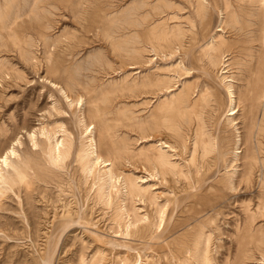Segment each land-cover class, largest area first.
Returning a JSON list of instances; mask_svg holds the SVG:
<instances>
[{"label":"rangeland","instance_id":"1","mask_svg":"<svg viewBox=\"0 0 264 264\" xmlns=\"http://www.w3.org/2000/svg\"><path fill=\"white\" fill-rule=\"evenodd\" d=\"M34 1L9 0L11 12L3 18L5 21L0 19V154L11 147L16 151L9 156V164L3 165L1 169L0 264H44L42 259L47 248V235L44 232L53 236V264H89L91 261L92 264H141L139 254L144 256V263L148 260V264H176L182 259L179 255H183L181 261L189 258V248H195L193 237L200 240L198 247H204V253L200 248L198 250L203 254L201 256L198 252L200 258L211 256L208 264H264V211L261 210L264 209V96L257 100L255 95L260 86H257L255 80L264 77V72L259 73L261 69L264 70V1L201 0V3L200 0H38V8L33 13L30 9ZM203 3L208 6L205 10ZM258 6H261L260 9ZM0 9L6 12V0H0ZM259 37H263V41ZM219 41H228V44ZM215 45H220V53L214 49ZM216 54L226 59L224 63L227 67L212 62ZM47 57L49 74L54 82L52 78L46 77ZM247 81H252V84ZM134 83L138 84L135 88ZM227 86H232L236 97L233 106L236 114L230 116L227 115L231 106ZM247 93L249 96H246ZM249 106L253 111L246 109ZM251 119H255L258 124L254 129L250 127ZM141 124L151 125L153 134L149 129L146 131L147 137H143ZM250 133L252 138L248 137ZM91 134L95 139L97 137L99 152L103 153L105 159L115 156L114 171L121 179L114 188H118L121 193L114 196L112 207L107 205L109 208L99 197L101 192L110 190L103 173L97 170L95 178L85 174V168L90 162L87 150ZM56 140H63L60 149L66 153L64 161L58 164L60 167L49 161ZM251 141L256 143L258 157V161L252 165L246 161L249 150L247 145H251ZM209 142L212 143L210 146ZM69 145L72 147L71 153L68 152ZM115 147L119 148L117 154L114 153ZM145 148H162L168 152L177 170H182L183 176L168 175L163 180L161 175L156 174L152 178L151 173L146 172L142 165L143 155L138 154ZM216 149L221 154L218 155ZM117 157H120L121 163ZM79 161L81 164H76ZM245 163L248 167H244ZM77 165H80L81 170L77 169ZM130 178L141 189L139 195L133 198L125 195L127 188L123 187L130 183L127 180ZM222 179H226L224 183ZM162 180L164 182L161 183ZM10 184L14 190L9 188ZM16 186L19 187L18 193ZM95 186L100 191L98 196ZM120 200L127 201L123 203ZM98 202L100 204L95 205ZM65 204L73 206L74 210L82 209V224L62 233L61 219L64 217L61 209ZM125 204L127 208L130 205L134 208V220L139 217L136 223L138 227L124 235L126 237L123 236L126 232L121 229L130 220L123 213ZM116 207L120 209L115 210ZM164 208L165 211L162 210ZM114 210L122 214H116ZM163 211L166 212L163 226L154 229ZM112 216L116 219L121 217L122 221ZM73 218L78 219L76 214H73ZM142 218L144 222H141ZM53 225L59 228L53 230L56 227ZM164 227L163 238L153 239ZM92 228L96 232H92ZM189 229L194 233H190ZM138 231L140 234L136 236L134 233ZM94 233L102 235L104 240H99ZM110 240L136 248L131 251L124 247H113ZM172 244L180 249L176 251ZM128 251H131V255ZM127 256L129 260L126 261ZM181 261L178 264H185ZM195 263L198 264L193 261Z\"/></svg>","mask_w":264,"mask_h":264},{"label":"bare ground","instance_id":"2","mask_svg":"<svg viewBox=\"0 0 264 264\" xmlns=\"http://www.w3.org/2000/svg\"><path fill=\"white\" fill-rule=\"evenodd\" d=\"M249 1V0H248ZM256 1V0H255ZM262 1H264V0H262ZM5 2V1H4ZM200 2H201V0H200ZM205 2H206V0H205ZM202 3V2H201ZM207 4V3H206ZM206 4H202V7H203V9L205 10L206 9V7H208V6H206ZM208 4H212L211 2H209ZM226 4H228V2L226 3ZM260 4V3H259ZM9 5H11L10 4V2H9V0H6V9L7 10H4V11H6V12H2L1 11V9H0V19L2 20V21H5L3 18H5L6 16H8L9 14H10V12H11V10H10V6ZM199 5V4H198ZM261 5H263L262 3H261ZM250 6V5H249ZM256 6V5H255ZM200 7V6H199ZM251 7V6H250ZM259 7V6H258ZM261 7V6H260ZM260 7H259V9H260ZM5 8V7H4ZM38 8V0H35L34 1V3L32 4V7H31V12H33V13H35L36 12V9ZM208 9V8H207ZM263 9V8H262ZM200 10V9H199ZM199 10H197V11H199ZM202 11V10H201ZM258 12H259V10H258ZM261 12V11H260ZM27 13V12H26ZM199 13H201L200 11H199ZM15 14V13H14ZM202 14V13H201ZM206 15V14H205ZM204 16V15H203ZM202 16V17H203ZM207 16V15H206ZM205 16V17H206ZM233 16V15H232ZM13 20H15V19H13ZM42 20V19H41ZM235 20V19H234ZM223 23V22H222ZM11 25V24H10ZM8 26H9V24H8ZM225 26V25H224ZM19 27V26H18ZM221 27V26H220ZM42 28V27H41ZM223 28V27H222ZM263 28V27H262ZM107 29V28H106ZM171 30H173V29H171ZM263 30V29H262ZM105 32V31H104ZM169 34H170V32H169ZM172 34H174L173 32H172ZM104 35H106L105 33H104ZM108 35V34H107ZM262 36V35H261ZM221 37V36H220ZM110 38V37H109ZM263 38V37H262ZM262 38L261 37H259L258 39H260V41L262 40ZM176 39V38H175ZM179 39V38H178ZM218 39V38H217ZM223 38H221V40H222ZM116 40V39H115ZM225 40V39H224ZM263 40H264V38H263ZM262 40V41H263ZM115 42V41H114ZM117 42V41H116ZM220 43L222 42V41H219ZM224 42V41H223ZM222 42V43H223ZM228 41H226V42H224V44L226 43V44H228L227 43ZM219 43V44H220ZM221 43V44H222ZM220 44V45H221ZM220 45H218V46H214V47H211V48H214L215 50H217V51H219L218 53H220ZM222 46H224V45H222ZM221 46V47H222ZM263 46V45H262ZM264 48V47H263ZM23 49V48H22ZM210 49V48H209ZM222 49V48H221ZM12 50V49H11ZM213 50V49H212ZM215 50H214V52H215ZM261 50V49H260ZM23 51V50H22ZM209 51V50H208ZM46 52V51H45ZM223 52V51H222ZM215 53H217V52H215ZM207 54V53H206ZM213 54V53H212ZM224 55V54H223ZM222 55V56H223ZM47 56V55H46ZM208 56H209V54H208ZM34 57H36V56H33V58ZM225 58V57H224ZM39 59V58H38ZM209 59V58H208ZM211 59V58H210ZM213 61L212 62H214V63H221V64H223V66H224V68L225 67H227V64H225L224 63V61L226 60H223V58L221 57V55H218V54H216L213 58ZM261 59H262V56H261ZM38 61V60H37ZM35 62V61H34ZM49 61H48V57H47V63H48ZM214 63L212 64V65H214ZM184 65V64H183ZM230 65V64H229ZM44 66V65H43ZM49 66V63L47 64V78H52V81L54 80V78L51 76V74H49V72H50V66ZM185 66V65H184ZM261 67H262V65H260ZM81 67V66H80ZM258 67V66H257ZM256 67V68H257ZM260 67V68H261ZM259 68V67H258ZM221 69V68H220ZM227 69H229V68H227ZM264 69V68H263ZM230 70V69H229ZM258 70V69H257ZM64 71V70H63ZM223 71H224V69H223ZM256 71V70H255ZM255 71H254V73H255ZM259 71V70H258ZM257 71V72H258ZM220 72V71H219ZM227 72V71H226ZM229 72V71H228ZM227 72V73H228ZM262 72H264V70L262 71V69H261V71L259 72L260 74L262 73ZM225 73V72H224ZM258 74V73H257ZM256 74V75H257ZM220 75V74H219ZM227 75V74H226ZM264 76V75H263ZM223 77V76H222ZM254 80H255V77H253V76H251ZM224 78V77H223ZM228 78V77H227ZM71 79H74V77H71ZM71 79H70V81H71ZM231 79V78H230ZM229 79V80H230ZM252 79V80H253ZM58 80V79H57ZM69 80V79H68ZM144 80V79H143ZM143 80H142V82H143ZM227 80V79H226ZM74 81H76L75 79H74ZM249 81V80H248ZM247 81V82H248ZM256 81V83H257V86L258 85H260L259 87H257V88H259V89H257V90H259L258 92H253V93H255V95H256V97H257V100L258 99H261L263 96H264V77H258V79L257 80H255ZM54 82V81H53ZM57 83H58V81H56ZM55 82V83H56ZM60 82V81H59ZM71 82H73V81H71ZM139 83V82H138ZM144 83V82H143ZM225 83V82H224ZM248 83H250V82H248ZM255 83V82H254ZM53 84V83H52ZM59 84V83H58ZM67 84H68V82H67ZM66 84V85H67ZM135 84V83H134ZM140 84V83H139ZM226 84V83H225ZM250 84H252V81H251V83ZM132 85V84H131ZM138 84L136 83L135 85H133V87L134 86H137ZM141 85V84H140ZM230 85V84H229ZM58 86V85H57ZM129 87L131 88V86L129 85ZM129 87H127V89H129ZM231 87L232 86H227V89H228V94H229V101H230V108L228 109V114L227 115H234V114H236V112H235V110H234V108H233V106L236 104V97H235V95H234V92H233V90L231 89ZM253 87V86H252ZM135 88V87H134ZM226 88V87H225ZM141 89H142V87H141ZM140 89V90H141ZM144 89V88H143ZM145 89H146V87H145ZM166 89H167V87H166ZM250 89H252L253 90V88H250ZM88 90V89H87ZM168 90V89H167ZM249 90V89H248ZM256 91V90H255ZM246 92V91H245ZM250 92V91H249ZM90 93V92H89ZM67 95V94H66ZM65 95V96H66ZM243 95V94H242ZM246 95V94H245ZM185 96V95H184ZM246 96H249L248 95V93H247V95ZM246 96H244L245 98H247ZM67 97V96H66ZM89 97H91V96H89ZM68 98V97H67ZM250 99V98H249ZM77 100V99H76ZM78 101V100H77ZM80 102V101H79ZM90 107V106H89ZM94 107H96V106H94ZM97 108V107H96ZM248 108H250L252 111H253V109L251 108V106H249V107H247L246 109L248 110ZM94 109V108H93ZM89 111L87 110V113H88ZM87 113H86V115H87ZM247 113H248V111H247ZM246 113V114H247ZM245 114V115H246ZM249 114H251L252 115V112H249ZM96 115V114H95ZM86 117V116H85ZM128 117V116H127ZM228 117V116H227ZM95 118V117H94ZM247 118H248V116H247ZM250 118V117H249ZM248 118V119H249ZM85 119V118H84ZM89 119V118H88ZM247 119V120H248ZM82 120V119H81ZM91 120V119H90ZM255 120V119H254ZM253 119H251V125H250V127L251 128H253L254 129V127L255 126H257L256 125V120L254 121ZM96 121H97V119H96ZM110 121V120H109ZM143 122V121H142ZM235 122V121H234ZM261 122V121H260ZM81 123H83V122H81ZM95 123V122H94ZM148 123V122H147ZM249 123V122H248ZM136 125H138L137 123H135ZM233 124H235V123H233ZM247 124V123H246ZM86 125V124H85ZM248 124H247V126H249ZM134 126V125H133ZM61 127V126H60ZM86 127H88V126H86ZM140 127H142L143 128V137H147V134H146V131L147 130H149L150 129V132H151V129L153 128V127H151V125H145V124H141V126ZM1 128V127H0ZM84 128V127H83ZM90 128V127H89ZM256 128V127H255ZM88 129V128H87ZM109 129V128H108ZM249 129V128H248ZM247 129V130H248ZM83 130H85V129H83ZM88 130H90V129H88ZM139 130V129H138ZM246 130V131H247ZM33 131V130H32ZM41 131V130H40ZM44 131H45V129H44ZM48 131V130H47ZM46 131V132H47ZM63 131V130H62ZM68 131V130H67ZM87 131V130H86ZM158 131V130H157ZM53 132V131H52ZM56 132H57V130H56ZM70 132V131H69ZM84 133H85V131H83ZM90 132L92 133V131L90 130ZM105 132V131H104ZM148 132V131H147ZM160 132V131H159ZM253 132V131H252ZM31 133V132H30ZM29 133V134H30ZM42 133V132H41ZM68 133V132H67ZM89 133V132H88ZM107 133V132H106ZM105 133V134H106ZM111 133V132H110ZM110 133H109V136H110ZM152 133V132H151ZM201 133V132H200ZM32 134V133H31ZM30 134V135H31ZM35 134V133H34ZM46 134V133H45ZM51 134V133H50ZM55 134V133H54ZM86 134V133H85ZM141 134V133H140ZM149 134V133H148ZM153 134V133H152ZM52 135V134H51ZM68 135V134H67ZM201 135H203V134H201ZM33 136V135H32ZM42 136V135H41ZM47 136H49L48 135V133H47ZM88 136V135H87ZM107 136H108V134H107ZM107 136H106V138H107ZM141 136H142V134H141ZM141 136H139V137H141ZM196 136H197V134H196ZM251 136V138H252V135H251V133L248 135V137H250ZM53 137V136H52ZM56 137V136H55ZM125 137V136H124ZM256 137V136H255ZM46 138H48V137H46ZM88 138V137H87ZM115 138V137H114ZM118 138V137H117ZM16 139V138H15ZM110 139V138H109ZM123 139V138H122ZM152 139V138H151ZM154 139V138H153ZM245 139V138H244ZM54 140H55V138H54ZM143 140H146V139H144L143 138ZM164 140V139H163ZM216 140H218V139H216ZM251 140V139H250ZM257 140V139H256ZM130 141V140H129ZM148 141V140H147ZM158 141H159V139H158ZM157 141V142H158ZM165 141H167L166 139H165ZM89 142H90V147H89V150H87V154H88V157H89V159H90V162H88L89 164L86 166V168H85V174L86 175H88L89 176V178L92 176V177H94L96 174H97V172L98 173H103V175L105 176V183L108 185V187H109V191L108 192H101L100 194H99V192L100 191H98V188L95 186V188H97V196H98V194H99V197H100V200H102L101 202L102 203H104V205H109L110 207H112L111 205L114 203V200H115V197L114 196H118L121 192L119 191V189L118 188H116V190L114 189L116 186H117V184L116 183H120V176H118L119 174L118 173H115V171H114V167L113 166H116V163H115V165H114V161H113V158L115 157L114 155H113V158L112 159H105L103 156H102V154H100V152H99V149H98V145H97V137H96V139H95V137H94V135L93 134H91V136L89 137ZM118 142V141H117ZM138 143V142H137ZM163 143V142H162ZM161 143V144H162ZM174 143V142H173ZM251 143V145H247L246 143H244L245 145H247V148H249V150L247 149V148H245V149H247L248 151V153H247V156H246V159L248 158V160H246L245 158V160L248 162V164H250V165H252V164H255L257 161H258V157H257V150H256V143L254 144L253 143V141H251V142H249V144ZM48 144V143H47ZM50 144V143H49ZM54 146H53V148L51 149V154H50V159H49V161H51V163H53L54 165H58L59 163H61V162H63L64 161V159H65V157H66V153L64 154L63 152H61V149H60V147L63 145V140H56V141H54ZM75 144V143H74ZM164 144V143H163ZM168 144V143H167ZM174 144H176V142L174 143ZM210 144H212L211 142H209V146H210ZM216 144V143H215ZM14 145H15V143H14ZM71 145V144H70ZM70 145H69V147H70ZM219 145V144H218ZM11 146V145H10ZM46 146V145H45ZM49 146V145H48ZM50 146H51V144H50ZM76 146V145H75ZM78 146V145H77ZM149 146V145H148ZM162 146H164V145H162ZM175 146H177V145H175ZM186 146V145H185ZM258 146V145H257ZM165 147H168V146H165ZM171 147V146H170ZM169 147V148H170ZM178 147V146H177ZM207 147V146H206ZM47 148V147H46ZM88 148V147H87ZM172 148V147H171ZM211 148V147H210ZM209 148V149H210ZM115 150V154H117V152L119 151V148L117 149V147H115L114 148ZM130 149V148H129ZM128 149V150H129ZM174 149V148H173ZM172 149V150H173ZM197 149V148H196ZM207 149V148H206ZM208 149V150H209ZM48 150V149H47ZM68 150V149H67ZM75 150H76V147H75ZM126 150V149H125ZM170 150V149H169ZM175 150V149H174ZM133 151V150H132ZM132 151H130V153L132 152ZM137 151V150H136ZM204 151H205V149H204ZM216 151H217V153H218V150L216 149ZM16 151H14V148L13 147H11V148H9L8 150H6L5 152H3V153H1L0 154V181H1V176H2V172H1V169H3L2 167H3V165H8L9 164V162H8V158H9V156L11 155L12 156V154H14ZM68 152L69 153H71L72 152V147H70L69 148V150H68ZM208 152V151H207ZM206 152V153H207ZM43 153H45V152H43ZM108 153V152H107ZM124 153V152H123ZM180 153V152H179ZM202 153V152H201ZM17 154V153H16ZM48 154V153H47ZM76 154V153H75ZM105 154V153H104ZM125 154V153H124ZM124 154L122 155L123 157H124ZM134 154H135V152H134ZM138 154H141V155H143V159H142V165H144V168H145V170H146V172H150L151 173V177L153 178V176L154 177H156L155 175L157 174H159L158 176H162L163 177V180H166L165 178L169 175V176H174L175 177V175H179V176H183V172H182V170H177V165L175 164V163H173L172 162V160H171V155L170 154H168V152H166V151H164L162 148L161 149H159V150H157V149H154V148H145V149H142L141 150V153H138ZM219 154H221V153H218V155ZM69 155V154H68ZM176 155V154H175ZM179 155V154H178ZM105 156H106V154H105ZM127 155H125V157H126ZM107 157V156H106ZM111 157V156H110ZM124 157V158H125ZM128 157H129V155H128ZM135 157V156H134ZM134 157H133V159H134ZM138 157V155H136V158ZM174 157V156H173ZM176 157V156H175ZM245 157V156H244ZM43 158V157H42ZM41 158V159H42ZM47 158H48V156H47ZM77 158V157H76ZM118 158V157H117ZM120 158V157H119ZM118 158V159H119ZM123 158V159H124ZM127 158V157H126ZM139 158H140V156H139ZM216 158V157H215ZM38 159V158H37ZM44 159V158H43ZM46 159V158H45ZM116 159V158H115ZM173 159V158H172ZM177 159V158H176ZM192 159V158H191ZM199 159V158H198ZM22 160V159H21ZM39 160V159H38ZM46 160H48V159H46ZM83 160H85V159H83ZM120 160L121 159H119V162H120ZM129 160H131V159H129ZM189 160V159H188ZM205 160V159H204ZM217 160V159H216ZM71 161H72V159H71ZM128 161V160H127ZM195 161V160H194ZM197 161V160H196ZM195 161V162H196ZM245 161V162H246ZM37 162V161H36ZM47 162V161H46ZM84 162V161H83ZM131 162H132V160H131ZM137 162V161H136ZM135 162V163H136ZM188 162V161H187ZM192 162V161H191ZM197 162H199V161H197ZM23 163V162H22ZM25 163V162H24ZM80 163V161L77 163L76 162V164H79ZM121 163V162H120ZM130 163V162H129ZM133 164H134V162H132ZM138 163V162H137ZM206 163V162H205ZM31 164H33V163H31ZM64 164H65V162H64ZM81 164V163H80ZM123 164V163H122ZM178 164V163H177ZM192 164V163H191ZM196 164V163H195ZM199 164V163H198ZM208 164V163H207ZM246 165L244 166V167H248V165H247V163H245ZM15 165V164H14ZM42 165V164H41ZM45 165V164H44ZM48 165V164H47ZM52 165V164H51ZM54 165H52V166H54ZM73 165V164H72ZM135 165V164H134ZM138 165V164H137ZM188 165H189V163H188ZM43 166V165H42ZM59 166V165H58ZM78 167H77V169L79 168V166L80 165H77ZM121 166V165H120ZM190 166H192V165H190ZM190 166L188 167V168H190ZM194 166H196V165H194ZM202 166V165H201ZM205 166V165H204ZM7 167H9V166H7ZM21 167H23V166H21ZM26 167L28 168V166L26 165ZM30 167H31V165H30ZM33 167V166H32ZM31 167V168H32ZM37 167V166H36ZM60 167V166H59ZM198 167V166H197ZM207 167V166H206ZM26 168V169H27ZM30 168V169H31ZM39 168V167H38ZM51 168V167H50ZM65 168V167H64ZM67 168V167H66ZM69 168V167H68ZM82 168V167H81ZM102 168H103V170H102ZM123 168V167H122ZM139 168V167H138ZM187 168V167H186ZM194 168V167H193ZM29 169V168H28ZM28 169H27V171H28ZM40 169H44V170H46L44 167H40ZM179 169H181V167H179ZM184 169V168H183ZM191 169V168H190ZM200 169V168H199ZM253 169H254V167H253ZM36 170V169H35ZM38 170V169H37ZM43 170V172H46V171H44ZM49 170V169H48ZM51 170V169H50ZM62 170V169H61ZM64 170V169H63ZM68 170V169H67ZM74 170V169H73ZM79 170H81L80 168H79ZM98 170V171H97ZM117 170H118V168H117ZM194 170V169H193ZM196 170V173L198 174V169L196 168L195 169ZM33 171V170H32ZM83 171V170H82ZM97 171V172H96ZM119 171V170H118ZM118 171H116V172H118ZM121 171V170H120ZM203 171V170H202ZM250 171V170H249ZM39 172V171H38ZM79 172V171H78ZM96 172V173H95ZM124 172V171H123ZM122 172V173H123ZM205 172V171H204ZM245 172V171H244ZM243 172V173H244ZM251 172V171H250ZM46 173H50V172H46ZM82 173V172H81ZM84 173V172H83ZM120 174H121V172H119ZM188 173V172H187ZM190 173V172H189ZM245 173H247V172H245ZM252 173V172H251ZM27 174H29V171H28V173ZM38 174H40V175H37V176H40L41 177V179H42V174H41V172H39ZM44 174V173H43ZM51 175H52V173H50ZM59 174L60 173H58V176H59ZM61 174H63V173H61ZM116 174H118V175H116ZM185 174V173H184ZM33 175H34V173H33ZM36 175V174H35ZM46 175V174H45ZM45 175H43V176H45ZM71 175V174H70ZM81 175V174H80ZM98 175V174H97ZM96 175V176H97ZM122 175V174H121ZM131 175V174H130ZM129 175V176H130ZM191 175V174H190ZM193 175H194V171H193ZM192 175V176H193ZM196 175V174H195ZM246 175V174H245ZM55 176V175H54ZM57 176V177H58ZM76 176V175H75ZM128 176V175H127ZM185 176H186V174H185ZM197 176V175H196ZM244 176V175H243ZM12 177H13V175H12ZM36 177V176H35ZM40 177H37V178H40ZM50 177V176H49ZM53 177V176H52ZM60 177V176H59ZM74 177V176H73ZM85 177V176H84ZM122 177H124V176H122ZM131 177V176H130ZM148 177H149V175H148ZM147 177V178H148ZM248 177V176H247ZM246 177V178H247ZM45 178H46V176H45ZM51 178V177H50ZM50 178H48V179H50ZM54 178V177H53ZM52 178V179H53ZM87 178V177H86ZM95 178V177H94ZM125 178V177H124ZM128 178V177H127ZM132 178H133V180L135 179V177H133L132 176ZM193 178H195V177H193ZM192 178V179H193ZM226 178V177H225ZM4 179V178H3ZM18 179V178H17ZM31 179V178H30ZM74 179V178H73ZM97 179V178H96ZM131 179V178H130ZM130 179H127V180H129V182L130 183H127V181H126V186H123L124 187V189L125 188H127L126 190H125V192L124 193H126L125 195H129V196H131V198H133L135 195H139V193L138 192H141V189L138 187V186H136V184L132 181V179L130 180ZM139 178H137V180H138ZM159 179V178H158ZM175 179V178H174ZM176 179H177V177H176ZM179 179V178H178ZM229 179V178H228ZM51 180V179H50ZM61 180V179H60ZM65 180H68L67 178L65 179ZM90 180H92L93 181V179H90ZM124 179L122 178V181H123ZM142 180V179H141ZM140 180V181H141ZM160 180V179H159ZM161 181V183L162 182H164V181ZM169 180V179H168ZM170 180H173V179H170ZM208 180V179H207ZM226 180V179H225ZM225 180H223L222 179V183H224V181ZM43 181L44 182H46V180H44V177H43ZM49 180H47V182H48ZM58 181H59V178H58ZM62 181V180H61ZM103 181V180H102ZM184 181V180H183ZM182 181V182H183ZM195 181H196V179H195ZM243 181H244V179H243ZM3 182V181H2ZM17 182H19V181H17ZM16 182V184H18ZM49 182H51V181H49ZM60 182V181H59ZM67 182V181H66ZM71 182V181H70ZM77 182V181H76ZM95 182V181H94ZM144 182V181H143ZM169 181H167V183H168ZM198 182H199V180H198ZM10 183V182H9ZM12 183V182H11ZM21 183V182H20ZM56 183V182H55ZM86 184L88 183V182H85ZM89 183H90V181H89ZM96 183V182H95ZM98 183V182H97ZM178 183V182H177ZM195 183V182H194ZM193 183V184H194ZM202 183V182H201ZM226 183V182H225ZM240 183V182H239ZM13 184H14V182H13ZM23 184V183H22ZM21 184V185H22ZM59 184V183H58ZM67 184V183H66ZM70 184V183H69ZM80 184V183H79ZM92 184H93V182H92ZM99 184V183H98ZM140 184V183H139ZM193 184H192V186H193ZM1 185V184H0ZM4 185H6V184H4ZM61 185V184H60ZM63 185V184H62ZM155 185V184H154ZM181 185V184H180ZM200 185V184H199ZM198 185V186H199ZM227 185H228V183H227ZM8 186V185H7ZM23 186V185H22ZM69 186V185H68ZM68 186H67V188H68ZM91 186H93V185H91ZM121 186V185H120ZM149 186V185H148ZM151 186H153V184L151 185ZM175 186V185H174ZM182 186V185H181ZM190 186V185H189ZM191 186V187H192ZM15 187V186H14ZM16 187H18V186H16ZM19 187H21L20 185H19ZM19 187L18 188H16V191H17V189L19 190ZM90 187V186H89ZM140 187H142V185L140 186ZM195 187H196V185H195ZM9 188H12V185L10 184V186H9ZM23 188H25V187H23ZM59 188V187H58ZM66 188V187H65ZM69 188H71V187H69ZM175 188V187H174ZM189 188V187H188ZM2 189V188H1ZM13 189V188H12ZM12 189H9V190H12ZM21 189H22V187H21ZM72 189V188H71ZM71 189H69V190H71ZM90 189V188H89ZM92 189V188H91ZM154 189V188H153ZM183 189V187L181 188V190ZM14 190V189H13ZM12 190V191H13ZM107 190V189H106ZM113 190L115 191L114 193H113ZM136 190H138V191H136ZM144 190V189H143ZM178 190L179 189H177V193H178ZM187 190V189H186ZM0 191H2V190H0ZM92 191V190H91ZM96 191V190H95ZM122 191V190H121ZM182 191H184V190H182ZM20 192V191H19ZM62 192H63V190H62ZM62 192H61V194H62ZM70 192H72L73 194H74V192L73 191H70ZM153 192V191H152ZM173 192V191H172ZM175 192V191H174ZM3 193H5V192H3ZM16 193V192H15ZM17 193H18V191H17ZM90 193V192H89ZM123 193V192H122ZM180 193H182V192H180ZM179 193V194H180ZM1 194V193H0ZM19 195V194H18ZM64 195V194H63ZM94 196H96L95 195V193L93 194ZM92 195V196H93ZM151 195H153V193H151ZM155 195H156V193H155ZM154 195V196H155ZM261 195H262V193H261ZM264 195V194H263ZM91 196V195H90ZM122 196V195H121ZM143 196V195H142ZM148 196L150 197V194L148 193ZM148 196H146V197H148ZM153 196V197H154ZM158 196V195H157ZM175 196H176V194H175ZM187 196V195H186ZM137 197V196H136ZM144 197H145V195H144ZM156 197V196H155ZM192 197V196H191ZM74 198V197H73ZM89 198V197H88ZM141 198V197H140ZM139 198V199H140ZM175 198V197H174ZM176 198H177V196H176ZM187 198V197H186ZM93 199H95V198H93ZM122 199V198H121ZM143 199V198H142ZM146 199V198H145ZM145 199H143V200H145ZM99 200V201H100ZM133 200V199H132ZM148 200V203H150L149 202V198L147 199ZM152 200V199H151ZM169 200V199H168ZM264 200V199H263ZM59 201V200H58ZM74 201V200H73ZM95 201V200H94ZM93 201V202H94ZM98 201V200H97ZM96 201V202H97ZM125 201H127V200H125ZM124 201V202H125ZM140 201V200H139ZM142 201V200H141ZM64 202V201H63ZM67 202V201H66ZM70 202V201H69ZM80 202V201H79ZM120 202H123L122 200H120ZM123 202V203H124ZM131 202V201H130ZM146 201H144V203H145ZM183 202V201H182ZM60 203V202H59ZM68 203V202H67ZM71 203H72V201H71ZM136 203V202H135ZM69 204V203H68ZM96 204H100L99 202L98 203H95V205ZM116 204H119V203H116ZM128 204V203H127ZM129 204H131V203H129ZM167 204V203H166ZM166 204H164V205H166ZM61 205V204H60ZM63 205V204H62ZM70 205H72V204H70ZM94 205V206H95ZM121 205H123V204H121ZM120 205V206H121ZM146 205H147V202H146ZM153 205V204H152ZM175 205V204H174ZM263 205H264V202H263ZM103 206V205H102ZM109 206H107L108 208H109ZM153 206H155V205H153ZM176 206H177V203H176ZM175 206V207H176ZM73 207V206H72ZM72 207H68L66 204L63 206V208L61 209V212H62V214H63V217H64V219H61L62 220V229H61V231H62V233H64V232H66V231H69L70 229H72V228H75V225H80V224H82V214H83V212H82V209L80 208V209H77V210H74ZM76 207V206H75ZM123 207V206H122ZM130 208H127L126 207V204H125V207H123V213H126V214H124V215H126V216H128L129 218H130V220H128V224L126 225V223H125V228H121L122 229V231H124V233L125 234H123V236L124 235H127L128 233H129V231L131 230L132 231V229H133V231H134V229H135V227L137 226L136 225V223H137V219L139 218H135L136 220H134L133 219V215H135L136 213H135V211H134V208L130 205L129 206ZM136 207V206H135ZM149 207V206H148ZM152 207V206H151ZM155 207H157V206H155ZM154 207V208H155ZM161 207V206H160ZM164 207V206H163ZM175 207H174V209H175ZM58 208H60V207H58ZM78 208V207H77ZM97 208V207H96ZM107 208V209H108ZM119 207H116L115 208V210L116 209H118ZM158 208V207H157ZM156 208V209H157ZM162 208V207H161ZM166 208H167V205H166ZM171 208V207H170ZM179 208V207H178ZM91 209V208H90ZM94 209V208H93ZM92 209V210H93ZM113 208H111V210H112ZM120 209V208H119ZM138 209V208H137ZM144 209V208H143ZM57 210V209H56ZM106 210V209H105ZM114 210V211H115ZM140 210V209H139ZM152 210H154V209H152ZM158 210V209H157ZM156 210V211H157ZM162 210H164L165 211V208L164 209H162ZM176 210V209H175ZM261 210H263L264 211V209H262L261 208ZM58 211V210H57ZM56 211V212H57ZM113 211V212H114ZM150 211V210H149ZM162 212L163 214L162 215H160V217H158V215H156L157 217H158V219H159V224L155 227L154 226V229L155 228H159V227H161V225H162V223L165 221V218L166 217H164V213H166V212ZM170 211V210H169ZM60 212V213H61ZM93 212V211H92ZM116 212V211H115ZM114 212V213H115ZM117 212H119V210H117ZM117 212H116V214H117ZM121 212V211H120ZM119 212V213H120ZM154 212V211H153ZM152 212V213H153ZM91 213V212H90ZM89 213V214H90ZM102 213H104V212H102ZM108 213V212H107ZM148 213V212H147ZM157 213H159V212H157ZM167 213H169V212H167ZM56 214V213H55ZM73 214H76L77 215V218L78 219H74L73 218ZM93 214V213H92ZM121 214H122V212H121ZM137 214H139V213H137ZM156 214V213H155ZM160 214H161V210H160ZM91 215V214H90ZM115 215V214H114ZM113 215V216H114ZM120 215V214H119ZM143 215H145V214H141V216H143ZM168 215V214H167ZM174 215H176V214H174ZM252 215V214H251ZM264 215V214H263ZM58 216V215H57ZM112 216V217H113ZM117 216V215H116ZM121 216V215H120ZM60 217H62V216H60ZM87 217H88V214H87ZM101 217V216H100ZM122 218H123V215L121 216ZM121 217H119V218H114V219H116V220H118V219H122ZM128 217H125V218H128ZM135 217H137V216H135ZM145 217H146V215H145ZM155 217V216H154ZM177 217V216H176ZM176 217H174V219L176 218ZM58 218V217H57ZM124 218V219H125ZM128 218V219H129ZM149 218V217H148ZM150 218H152V217H150ZM55 219H56V217H55ZM54 219V220H55ZM92 219V218H91ZM123 219V221H125ZM155 219V218H154ZM154 219H152L153 221H154ZM157 219V218H156ZM157 219V220H158ZM57 220V219H56ZM115 220V221H116ZM139 220V219H138ZM142 221L141 222H144V220H143V218L141 219ZM173 220V219H172ZM171 220V221H172ZM198 220V219H197ZM89 221H91V220H89ZM88 221V222H89ZM94 221V220H93ZM122 221V220H121ZM146 221V220H145ZM152 221V222H153ZM174 221V220H173ZM172 221V222H173ZM118 222V221H117ZM150 222H151V219H150ZM157 222V221H156ZM94 223H96L95 221H94ZM98 223V222H97ZM114 223V222H113ZM139 223V222H138ZM169 223V222H168ZM119 224V223H118ZM175 224V223H174ZM58 225V224H57ZM122 225V224H121ZM146 226H147V224H145ZM151 225H152V223H151ZM155 225V224H154ZM166 225V224H165ZM56 226V225H55ZM54 225H53V227H55ZM92 226V225H91ZM116 226V225H115ZM119 226H120V224H119ZM139 226H140V224H139ZM146 226H143L142 228H146ZM148 226H149V224H148ZM153 226V225H152ZM163 226V225H162ZM170 226V225H169ZM57 227V226H56ZM55 227V229L53 228V230H57L59 227H57L56 228ZM138 227V226H137ZM178 227L180 228V226L178 225ZM186 227V226H185ZM196 227V226H195ZM249 227V226H248ZM76 228H78V227H76ZM83 229L85 228V227H82ZM89 228V227H88ZM95 228V227H94ZM141 228V229H142ZM153 228V227H152ZM167 228V227H166ZM198 228V227H197ZM260 229H261V227H259ZM49 229V228H48ZM79 229V228H78ZM82 229V230H83ZM90 229V228H89ZM110 229V228H109ZM108 229V230H109ZM116 229V228H115ZM118 229V228H117ZM168 229V228H167ZM194 229V228H193ZM192 229V230H193ZM263 229H264V227H263ZM50 230V229H49ZM88 230V229H87ZM92 230V232H96L95 230L93 231V228L91 229ZM90 230V231H91ZM107 230V229H106ZM119 230H120V227H119ZM118 230V231H119ZM138 230H140V228L138 229ZM153 230V229H152ZM159 230V229H158ZM164 230H165V227L163 228V230L161 231V229H160V231H161V233H159V234H156V232L154 233V234H156L154 237H153V239H155V238H163L162 237V233L164 232ZM198 230H200L199 228H198ZM197 230V231H198ZM98 231V230H97ZM137 231V230H136ZM150 231H151V229H150ZM149 231V232H150ZM167 231V230H166ZM260 231V230H259ZM54 232V231H53ZM89 232V231H88ZM102 232H103V229H102ZM102 232H99V233H102ZM108 232V231H107ZM110 232V231H109ZM112 232H114V231H112ZM115 232H117V231H115ZM143 232V231H142ZM146 232V231H145ZM173 232V231H172ZM189 232L190 233H192L191 231H190V229H189ZM200 232V231H199ZM245 232V231H244ZM261 232V231H260ZM46 235H47V239L45 240L46 241V250H45V256L43 257V262H44V264H53V256H54V252H55V249L53 250L52 248H54V243H53V247H52V242H54V241H52V238H53V236L52 235H49V232H44ZM90 233V232H89ZM105 233V232H104ZM147 233V232H146ZM146 233H144V234H146ZM194 233V232H193ZM192 233V234H193ZM196 234H198L197 232H195ZM44 234V235H45ZM53 234V233H52ZM91 234H93V233H91ZM95 235H96V237L99 239V240H104L103 239V236L102 235H100V234H98V233H94ZM109 234H111V233H109ZM112 234H114V233H112ZM115 234H117V233H115ZM114 234V235H115ZM134 234H136V236H139V234H140V231H138V233H134ZM134 234H132V235H134ZM152 233L150 232V234L149 235H151ZM188 234V233H187ZM245 234V233H244ZM57 235V234H56ZM59 235V234H58ZM106 235V234H105ZM104 235V236H105ZM148 235V236H149ZM122 236V235H121ZM135 236V235H134ZM145 236V235H144ZM187 237H188V235H186ZM186 236H185V238H186ZM190 236V235H189ZM195 236V235H194ZM243 236V235H242ZM45 237V236H44ZM56 237V236H55ZM58 237V236H57ZM75 237H76V235H75ZM117 237H119V238H121L120 236H117ZM124 237H126V236H124ZM167 237H168V235H167ZM191 237V236H190ZM193 237V236H192ZM199 237V236H198ZM46 238V237H45ZM90 238V237H89ZM94 238V237H93ZM149 239L151 238V237H148ZM171 238V237H170ZM177 238H179L180 239V237H177ZM185 238H184V240H185ZM194 238V239H193ZM192 238V240H194L195 241V243H194V241H193V243H194V245H195V248L194 249H190L189 248V251L186 249V251H188L189 253H191L190 254V256H189V258H184V262H185V264L187 263V262H191L192 264H193V261L194 262H197L198 264H200V263H202V262H205V263H209L210 262V257L208 256V255H206L204 258H200V255H201V252L200 251H204V247L201 249V247H198V245L201 243L200 242V240L198 239V238H196V237H193ZM56 239V238H55ZM113 239V238H112ZM132 239V238H131ZM148 239V240H149ZM165 239V238H164ZM258 239V238H257ZM77 240V239H76ZM79 240V239H78ZM82 240V239H81ZM84 240H86V239H84ZM108 240V239H107ZM115 240V239H114ZM118 240V239H117ZM175 240V239H174ZM184 240H183V242H184ZM260 240V239H259ZM140 241V240H139ZM150 241V240H149ZM156 241H158V240H156ZM155 241V242H156ZM164 241H166V240H164ZM171 241V240H170ZM178 241V240H177ZM187 242L188 241H190V240H186ZM202 241V240H201ZM81 242V241H80ZM88 242V241H87ZM97 242V241H96ZM95 242V243H96ZM108 242V241H107ZM122 242V241H121ZM125 242V241H124ZM200 242V243H199ZM74 244L76 243V242H73ZM78 243V242H77ZM92 243H94V242H92ZM109 243L111 244V245H113V247H117V248H119L120 247V249H121V247H124L125 249L127 248V250H134V248H136V247H132V246H130V245H127V244H124V243H119V242H117V241H112V240H110L109 241ZM128 243V242H127ZM134 243V242H133ZM154 243V242H153ZM163 243V242H162ZM173 243H174V241H173ZM177 243H179V242H177ZM176 243V244H177ZM185 243V242H184ZM190 243H192V242H190ZM189 243V244H190ZM199 243V244H198ZM83 244H85V243H83ZM86 244H88L89 245V243H86ZM130 244V243H129ZM146 244H147V242H146ZM156 244H157V242H156ZM159 244V243H158ZM157 244V245H158ZM176 244H175V246H176ZM180 244H182V243H180ZM186 244V247H187V243H185ZM38 245V244H37ZM72 245V244H71ZM150 245V244H149ZM170 245V244H169ZM192 245V244H191ZM67 246V245H66ZM75 246V245H74ZM78 246H80V245H78ZM87 246V245H86ZM86 246H84V247H86ZM90 246V245H89ZM98 246V245H97ZM101 246V245H100ZM140 246V245H139ZM142 247L144 246V245H141ZM183 247H184V244L182 245ZM200 246V245H199ZM37 247V246H36ZM65 247V246H64ZM69 247V246H68ZM71 247H73V246H71ZM105 247V246H104ZM108 247V246H107ZM147 247H149L148 245H147ZM162 247V246H161ZM174 246H173V244H172V248H173ZM178 247V246H177ZM189 247V246H188ZM191 247V246H190ZM192 247H193V245H192ZM89 248V247H88ZM106 248V247H105ZM172 248H171V250H172ZM174 248H176V247H174ZM173 248V249H174ZM185 248V247H184ZM201 250H200V249ZM67 249V248H66ZM71 249V248H70ZM70 249H68L67 251H69ZM78 249V248H77ZM79 249H81V247L79 248ZM83 249V248H82ZM98 249H99V247H98ZM97 249V250H98ZM138 249V248H137ZM164 249H165V247H164ZM177 249V248H176ZM175 249V250H176ZM178 249H180V248H178ZM178 249L176 250V251H178ZM183 249V248H182ZM42 250V249H41ZM44 250H43V252H44ZM87 250V249H86ZM96 250V251H97ZM100 250V249H99ZM99 250H98V252H99ZM142 251L144 250V249H141ZM166 250V249H165ZM198 250H200V251H198ZM206 250V249H205ZM66 251V250H65ZM85 251V250H84ZM104 251V250H103ZM119 251V250H118ZM125 251V250H124ZM130 251V252H131ZM145 251V250H144ZM168 251V250H167ZM78 252H80V250L78 251L77 250V253ZM101 252V251H100ZM105 252V251H104ZM114 252V251H113ZM116 252V251H115ZM129 252V251H128ZM128 253V254H130L131 255V253ZM141 252V251H140ZM172 252V254L174 255V251L172 250L171 251ZM174 252V253H173ZM181 252V251H180ZM198 252H200V255H199V253ZM207 252V251H206ZM246 252V251H245ZM77 253H75V254H77ZM81 253V252H80ZM96 253V252H95ZM107 253V252H106ZM121 253V252H120ZM178 253V252H177ZM186 253V252H185ZM184 253V254H185ZM204 253V252H203ZM208 253H209V251H208ZM86 254V253H85ZM104 254V253H103ZM118 254V253H117ZM126 254V253H125ZM124 254V255H125ZM153 254V253H152ZM164 254H166V252L164 253ZM163 254V255H164ZM206 254V253H205ZM237 254V253H236ZM247 254V253H246ZM40 255V254H39ZM81 255H82V253H81ZM84 255V254H83ZM94 255V254H93ZM97 255V254H96ZM99 255H101V254H99ZM110 255V254H109ZM134 255H135V253H134ZM137 255V254H136ZM149 255V254H148ZM175 255H176V253H175ZM174 255V256H175ZM186 255V254H185ZM203 255V254H202ZM201 255V256H202ZM118 256H119V254H118ZM117 256V257H118ZM121 256V255H120ZM129 256V255H128ZM128 256H127V259H126V261L127 260H129L128 259ZM133 256V255H132ZM153 256V255H152ZM158 256V255H157ZM164 256H167V255H164ZM173 256V257H174ZM183 256V255H182ZM180 257V255H179V258L181 259H183V257ZM78 257H80V256H78ZM86 257V256H85ZM101 257H103V256H101ZM114 257V256H113ZM122 257V256H121ZM139 257H140V260H141V264H148L147 263V261H145V263H144V261H143V257L144 256H142V255H140L139 254ZM240 257H241V254H240ZM94 258V257H93ZM96 258V257H95ZM97 258H98V256H97ZM104 258V257H103ZM106 258H108V257H106ZM116 258V257H115ZM114 258V259H115ZM123 258V257H122ZM152 258V257H151ZM165 258H167V257H165ZM168 258H170V257H168ZM175 258H177V257H175ZM80 259V258H79ZM100 259V258H99ZM108 259H110V258H108ZM107 259V260H108ZM112 259V258H111ZM118 259V258H117ZM162 259V258H161ZM179 259V260H180ZM181 259V260H182ZM212 259V258H211ZM264 259V258H263ZM23 260H24V258H23ZM26 260V259H25ZM98 259H96V260H94L93 259V261H97ZM116 260V259H115ZM118 260H120V259H118ZM124 260V259H123ZM122 260V261H123ZM150 260V259H149ZM155 260V259H154ZM180 260V261H181ZM28 261V260H27ZM26 261V262H27ZM91 261V260H90ZM103 261H105V259L103 260ZM156 261V260H155ZM168 261V260H167ZM175 261V260H174ZM180 261H177L178 263L180 262ZM183 261H181V262H183ZM187 261V262H186ZM235 261H236V259H235ZM234 261V262H235ZM239 261V260H238ZM24 262V261H23ZM84 262H85V260H84ZM88 262H89V260H88ZM121 262V261H120ZM157 262V261H156ZM166 262V261H165ZM233 262V263H234ZM21 263V262H20ZM29 263V262H28ZM83 263V262H82ZM128 263V262H127ZM154 263V262H153ZM160 264V262H157V264ZM168 262H166V264H167ZM178 263H176V264H178ZM227 263V262H226ZM24 264V263H23ZM26 264V263H25ZM89 264H92V261L89 263ZM93 264H95V263H93ZM123 264H126V262H124ZM169 264H171V263H169ZM174 264V263H173ZM180 264H182V263H180ZM184 264V263H183ZM196 264V263H195Z\"/></svg>","mask_w":264,"mask_h":264}]
</instances>
